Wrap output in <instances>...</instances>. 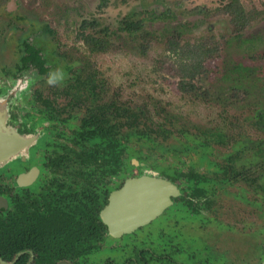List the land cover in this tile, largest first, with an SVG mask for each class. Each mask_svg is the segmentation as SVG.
Masks as SVG:
<instances>
[{"label": "rangeland", "instance_id": "374dc122", "mask_svg": "<svg viewBox=\"0 0 264 264\" xmlns=\"http://www.w3.org/2000/svg\"><path fill=\"white\" fill-rule=\"evenodd\" d=\"M230 1L0 0V112L18 133L25 112L18 108L36 113L39 96L68 110L73 129L91 107H108L127 160L140 167L122 179L218 170L199 231L209 240L216 230L217 246L228 243L233 264H241L264 245V0H237L259 12L241 30L224 9ZM24 40L40 49L48 75L22 72L29 86L19 95L8 88L21 74ZM186 44L217 48L194 91L180 87L189 80L178 53Z\"/></svg>", "mask_w": 264, "mask_h": 264}, {"label": "flooded vegetation", "instance_id": "af4514ba", "mask_svg": "<svg viewBox=\"0 0 264 264\" xmlns=\"http://www.w3.org/2000/svg\"><path fill=\"white\" fill-rule=\"evenodd\" d=\"M25 44L37 48L25 40L20 43L16 69L21 74L15 75L8 88V92L18 91L19 95L29 86L22 72L33 68L40 75H48L39 48L47 73H39L31 64L21 66ZM37 99L40 108L36 113L18 108L25 111L16 132L21 139L0 133V156L18 148V154L0 161V264L235 262L228 243L217 246L216 230L207 232L211 234L209 240L203 239L199 231L198 221L212 203L209 196L218 170H214V176L205 172L179 177L143 173L122 179L128 168L140 167L138 159L127 160L128 148L117 137L118 129L110 118L108 123H98L87 113L73 129L68 110L56 101L40 96ZM5 115L0 112V132L7 128ZM143 176L168 182L175 193L169 195V203L158 215L134 227V220L125 216L119 221L116 217L119 211L123 215L129 212L121 206V199L129 198L121 195L122 189L129 180ZM154 187L157 195L165 189L153 184V188L138 195L151 193ZM171 219L179 220V228L168 224ZM256 254L249 258L242 255L240 263L249 264L253 259V264H262L264 245Z\"/></svg>", "mask_w": 264, "mask_h": 264}, {"label": "trees", "instance_id": "16d2710c", "mask_svg": "<svg viewBox=\"0 0 264 264\" xmlns=\"http://www.w3.org/2000/svg\"><path fill=\"white\" fill-rule=\"evenodd\" d=\"M108 0H101L100 6H106ZM264 7V1H263ZM227 13L232 16L233 25L238 29H244L250 25V23L259 15V12L249 13L243 10L242 6L237 0H232L224 6ZM264 11V10H263ZM122 25L125 29L130 30L133 25V21L125 19L122 21ZM170 49L175 50L173 52L177 53V47L175 46V40L171 39L168 41ZM217 51L216 47H204L203 45H182L178 50V53L182 55V67H181V78L189 79L187 81L181 82L180 87H188L189 90L194 91L196 88L192 81L195 77L204 69V59L210 57L213 53ZM25 55L21 59V66L23 68L27 67V64L33 65L39 73L46 74L47 68L44 66L45 60L39 54V50L34 46L25 44ZM187 85V86H185ZM109 108L103 105L96 107L95 109L91 107L88 116L96 119V122L103 123L105 120H109L110 115ZM134 118V117H133ZM110 120H112L110 118ZM109 120V121H110ZM105 123H108L105 122ZM135 127L134 125H131ZM130 126V127H131ZM16 239V237L12 236ZM17 240V239H16ZM14 243V242H13Z\"/></svg>", "mask_w": 264, "mask_h": 264}, {"label": "bare ground", "instance_id": "6f19581e", "mask_svg": "<svg viewBox=\"0 0 264 264\" xmlns=\"http://www.w3.org/2000/svg\"><path fill=\"white\" fill-rule=\"evenodd\" d=\"M4 136H6V135H4ZM0 143H1V140H0ZM0 147H1V145H0ZM145 181L146 182H144V184L141 183V182L134 183L136 185L138 184V185H141V186H135L137 189H131L132 192H136V193L128 195L127 197H129V198L127 199V201H124V199H121L122 200L121 206L125 207V208H128L129 212L126 215H123L122 211L121 212L120 211L117 212V217L116 218L119 221H124L125 219L132 220V218L138 217V216L146 213L147 211L151 210L153 206L161 203V199H162L161 197H162V195L165 192L168 191L167 190L168 187L166 185L164 186L163 183L156 182V181H153V180L145 179ZM153 184H158V186L160 188L165 187V189H163L161 191V193H159L158 195L156 194V192H157L156 188L157 187H154V189L152 190L153 192L151 191V193L148 191L145 194L138 195V194L143 193L145 190H149V189L153 188ZM149 194H151V195H149ZM139 196H142V197H140V199H138V201H137V203L135 205L136 199ZM145 196H147V200H148L147 202L143 201ZM125 204H127V205H125ZM123 217H125V219Z\"/></svg>", "mask_w": 264, "mask_h": 264}, {"label": "water", "instance_id": "95a60500", "mask_svg": "<svg viewBox=\"0 0 264 264\" xmlns=\"http://www.w3.org/2000/svg\"><path fill=\"white\" fill-rule=\"evenodd\" d=\"M0 125H3V123H0ZM7 131L8 130L6 128L3 132H0V133L1 134H5L6 136H8L10 138H12V137H18V138L21 139V137L15 131H8V132ZM17 151H18V148H16L14 151H12V152H10L8 154H5L3 156H0V161H4V160L6 161V160L10 159V157H13L16 154H18ZM145 179L153 180V181H156V182L163 183L164 185H166L170 189L171 192L170 193L167 192V194L164 193L162 195V197H161L162 199H161V203L160 204H157V205L153 206L152 209L149 210V211H147L146 213H144V214H142V215H140L138 217L132 218V220H134L132 226H134V225L135 226H138L139 224L147 221L148 219L153 218L156 215H158L161 212V210L163 209V207L166 204L169 203V195H172V194L175 193L174 192V187L171 184H169L168 182H164L161 179H154V178L150 179L148 177L143 176V177H139V178H136V179L129 180L128 183H126L125 187L122 189L121 195L127 197L128 195L132 194L130 192L131 189H137L135 186H141V185H138V184L136 185L134 183L141 182V183L144 184V182H146ZM149 195H151V194H149ZM140 197H142V196L137 197L136 202H135V205H136L138 199H140ZM112 198H114L113 195H112ZM143 201H145V202L148 201L147 200V196H145V198L143 199ZM103 219L108 220L107 218H103ZM132 226H129V228L132 227ZM262 264H264V262Z\"/></svg>", "mask_w": 264, "mask_h": 264}, {"label": "clouds", "instance_id": "9594fccd", "mask_svg": "<svg viewBox=\"0 0 264 264\" xmlns=\"http://www.w3.org/2000/svg\"><path fill=\"white\" fill-rule=\"evenodd\" d=\"M49 83L54 84V83H57V81H55V80H50Z\"/></svg>", "mask_w": 264, "mask_h": 264}]
</instances>
